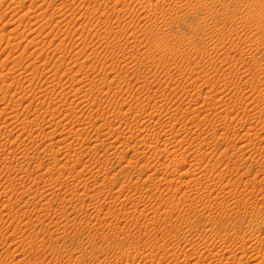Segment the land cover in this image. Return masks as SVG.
Wrapping results in <instances>:
<instances>
[{
	"label": "rangeland",
	"instance_id": "obj_1",
	"mask_svg": "<svg viewBox=\"0 0 264 264\" xmlns=\"http://www.w3.org/2000/svg\"><path fill=\"white\" fill-rule=\"evenodd\" d=\"M125 1L0 4V264H219L186 257L208 243L264 256V0Z\"/></svg>",
	"mask_w": 264,
	"mask_h": 264
},
{
	"label": "bare ground",
	"instance_id": "obj_2",
	"mask_svg": "<svg viewBox=\"0 0 264 264\" xmlns=\"http://www.w3.org/2000/svg\"><path fill=\"white\" fill-rule=\"evenodd\" d=\"M13 1H14V0H13ZM13 1L11 0V2H13ZM15 1H16V2H19L20 7H21V5L24 6V5H25L24 3L27 2V0H25V1H24V0H15ZM15 1H14V2H15ZM35 1H36V0H34V3H35ZM44 1H45V0H44ZM85 1H89V2H90V1H93V2H95V3H96V2H98V3H102L101 1H103V2L106 1V2H107V0H84V2H85ZM122 1H125V0H121V2H122ZM138 1H140V0H138ZM150 1H151V0H150ZM1 2H4V0H1V1H0V4H1ZM14 2H13V3H14ZM93 2H92V3H93ZM125 2H126V1H125ZM13 3H12V4H13ZM123 3H124V2H123ZM17 4H18V3H17ZM30 4H31V3H30ZM154 4H156V3H154ZM184 4H185V3H184ZM52 5H53V4H52ZM14 6H16V5H14ZM114 6H115V5H114ZM156 6H157V5H156ZM163 6H164V5H163ZM37 7H38V6H37ZM42 7H43V6H42ZM53 7H54V6H53ZM96 7H97V6H96ZM68 8H69V7H68ZM94 8H95V7H94ZM99 8H100V7H99ZM99 8H98V9H99ZM116 8H117V7H116ZM155 8H156V7H155ZM155 8H154V9H155ZM17 9H18V8H17ZM32 9H34V8H32ZM35 9H37V8H35ZM35 9H34V10H35ZM56 9H57V7H56ZM72 9H73V8H72ZM114 9H115V8H114ZM66 10H67V9H66ZM95 10H97V9H95ZM115 10H116V9H115ZM126 10H127V9H126ZM144 10H145V9H144ZM160 10H162V9H160ZM166 10H167V9H166ZM30 11H31V10H30ZM30 11L28 10V12H30ZM38 11H39V10H38ZM113 11H114V10H113ZM25 12H26V11H25ZM25 12H24V13H25ZM103 12H104V11H103ZM155 12H156V11H155ZM42 13H43V12H42ZM101 13H102V12H101ZM116 13H117V12H116ZM148 14H149V13H148ZM42 15H43V14H42ZM51 15H53V14H51ZM113 15H114V14H113ZM170 15H171V14H170ZM20 16H21V15H20ZM23 16H24V15H23ZM74 16H75V15H74ZM143 16H144V15H143ZM147 16H148V15H147ZM144 17H145V16H144ZM243 19H244V18H243ZM0 20H1V19H0ZM37 20H38V19H37ZM1 21H2V20H1ZM166 21H167V20H166ZM72 23H73V22H72ZM46 25H48V24H46ZM40 30H41V29H40ZM159 30H160V29H159ZM13 31H14V29H13ZM13 31H12V32H13ZM239 32H240V31H239ZM40 33H41V32H40ZM65 34H66V33H65ZM2 38H3V37H2ZM10 39H11V38H10ZM62 39H63V38H62ZM1 40H2V39H1ZM42 40H43V39H42ZM49 41H50V40H49ZM120 41H121V40H120ZM0 42H1V41H0ZM50 42H51V41H50ZM0 44H1V43H0ZM19 44H20V43H19ZM18 46H19V45H18ZM93 50H94V49H93ZM22 55H23V54H22ZM22 55H21V57H22ZM63 55H64V54H63ZM79 55H80V53H79ZM10 56H11V55H10ZM64 57H65V56H64ZM8 58H9V57H8ZM8 58H6V59L8 60ZM4 59H5V58H4ZM4 59H2V60H4ZM14 59H15V57H14ZM18 59H19V58H18ZM239 60H240V59H239ZM8 61H9V60H8ZM3 62H6V61H3ZM10 62H11V61H10ZM15 62L17 63V61H15ZM20 63H21V62H20ZM22 63H23V62H22ZM3 64H5V63H3ZM6 64H7V63H6ZM6 64H5V65H6ZM5 65H4V66H5ZM7 65H8V64H7ZM60 65H61V64H60ZM19 66H20V65H19ZM0 68H2L1 65H0ZM5 68H6V67H5ZM10 69H11V68H10ZM4 70H5V69H4ZM66 70H68V69H66ZM2 71H3V69H2ZM8 73H9V72H8ZM15 73H16V72H15ZM21 73H22V72H21ZM30 73H31V72H30ZM55 73H56V72H55ZM26 74H27V73H26ZM5 75H6V74H5ZM9 75H10V74H9ZM228 75H229V74H228ZM1 76H4V75L1 74ZM1 76H0V77H1ZM7 76H8V75H7ZM7 76H6V79H7ZM21 76H22V75H21ZM26 76H27V75H26ZM40 76H41V75H40ZM175 76H176V75H175ZM225 76H226V75H225ZM3 78H5V77H3ZM1 79H2V77H1ZM6 79H5V80H6ZM175 79H176V78H175ZM2 80H4V79H2ZM19 81H20V80H19ZM3 82H4V81H2V83H3ZM15 82H16V81H15ZM24 82H25V81H24ZM4 83H6V82H4ZM21 83H22V82H20L19 84H21ZM94 83H95V82H94ZM163 83H164V82H163ZM9 84H10V83H9ZM13 84H14V83H13ZM13 84H12V86H13ZM96 84H97V83H96ZM164 84H165V83H164ZM199 84H200V83H199ZM23 85H24V84H23ZM23 85H21V87H22ZM2 86H3V85H2ZM4 86H5V85H4ZM9 86H10V85H9ZM12 86H11V87H12ZM205 86H206V85H205ZM11 87H10V88H11ZM25 87H26V86H25ZM46 88H47V87H46ZM7 89H8V87H7ZM20 89L22 90V89H24V88H20ZM78 89H79V87H78ZM14 90H15V89H14ZM188 90H189V89H188ZM0 91H2V90H0ZM7 91H9V90H7ZM25 91H26V90H25ZM25 91L23 90L22 92H25ZM197 93H198V92H197ZM15 94L18 95V94H20V93H17V90H16V93H15ZM15 94H14V95H15ZM63 95H64V94H63ZM75 95H77L76 92H75ZM20 96H21V95H20ZM23 96H24V95H23ZM64 96H68V95H64ZM73 96H74V95H73ZM77 96H78V95H77ZM3 97H4V96H3ZM67 99H68V98H67ZM0 100H1V99H0ZM69 100H70V99H69ZM2 102H3V101H2ZM143 103H144V102H143ZM1 104H2V103H1ZM69 104H70V103H69ZM7 105H8V104H7ZM29 105H30V104H29ZM122 105H123V104H122ZM144 106H145V105H144ZM158 106H159V105H158ZM9 107H10V106H9ZM188 107H189V106H188ZM3 108H4V107H3ZM6 108H7V106H5L4 109H6ZM140 108H141V107H140ZM1 109H2V108H1ZM122 109H124V108H122ZM2 110H3V109H2ZM2 110H1V111H2ZM159 110H160V109H159ZM170 110H172V109H170ZM1 111H0V113H1ZM4 111L6 112V110H4ZM7 111H8V110H7ZM131 111H132V110H131ZM136 111H137V110H136ZM141 111H142V110H141ZM141 111L138 110V111H137V114L134 113L135 115H133V116H131V117H127V118H125V119H127V120H129V121H134V119H136V120L139 122V121H141V120H143V119L145 118V117H142V114H141L140 116L138 115V114H140ZM173 111H174V110H173ZM176 111H177V110H176ZM5 112H4V113H5ZM123 112H124V111H123ZM143 112H144V111H143ZM2 113H3V112H2ZM7 113H8V112H7ZM126 113H128V111H127ZM151 113H152V112H151ZM173 113H174V112H173ZM186 113H187V112H186ZM8 114H9V113H8ZM132 114H133V113H132ZM174 114H175V113H174ZM9 115H10V114H9ZM120 115H121V114H120ZM122 115H123V114H122ZM126 115H127V114H126ZM128 115H129V114H128ZM145 115H146V114H145ZM151 115H152V114H151ZM10 116H11V115H10ZM147 116H148V118H149V117H153V115L150 116V114H148ZM6 117H7V116H6ZM9 119H10V117H9ZM13 119H14V118H13ZM125 119H123L121 122H120V121H117V122H120L119 125H122V124H123V125H126V124L128 125V122H126ZM130 119H131V120H130ZM149 119H150V118H149ZM5 120H6V118H5ZM15 120H16V119H15ZM46 120H47V119H46ZM60 120H61V119H60ZM96 120H97V119H96ZM102 120H103V119H102ZM109 120H111V119H109ZM147 120H148V119H147ZM7 121H8V120H6V122H4V123H7ZM12 121H13V120H11V122H12ZM16 121H17V120H16ZM18 121H19V120H18ZM18 121H17V122H18ZM47 121H48V120H47ZM57 121H58V119H57ZM61 121H62V120H61ZM164 121H165V120H164ZM13 122H14V121H13ZM17 122H16V123H17ZM117 122H116V123H117ZM143 122H145V121H143ZM143 122L141 121L142 124H143ZM1 123L3 124V122H1ZM103 123H104V122H103ZM116 123L114 124V123H112V122H110V121H105L104 125H105L106 128H108V130H109V129L113 128L114 125H116ZM130 123H131V122H130ZM8 124H9V123H8ZM8 124H6V127H7ZM13 124H14V123H13ZM13 124H12V125H13ZM51 124H52V123H51ZM142 124H140V125L142 126ZM10 125H11V124H10ZM10 125H9V126H10ZM17 125H19V122H18ZM20 125L22 126V123H20ZM20 125H19V126H20ZM65 125H66V124H65ZM67 125H68V123H67ZM104 125H103L102 127H104ZM1 126H2L3 129L5 128L4 125H1ZM151 126H152V125H151ZM13 127H15V125H14ZM13 127L11 128V126H10L11 129H13ZM16 127H17V126H16ZM16 127H15V128H16ZM23 127H24V126H23ZM23 127H22V128H23ZM117 127H118V126H117ZM144 127H145V126H144ZM162 127H163V126H162ZM2 128H0V129H2ZM8 128H9V127H8ZM10 128H9V130H11ZM22 128L19 129V127H18L19 130H25V128H24V129H22ZM115 128H116V126H115ZM115 128H114V129H115ZM16 129H17V128H16ZM18 129H17V130H18ZM39 129H40V128H38V130H39ZM41 129H44V128H41ZM83 129H84V128H83ZM85 129H86V128H85ZM118 129H121V128L118 127ZM122 129H123V128H122ZM127 129H128V128H127ZM144 129H145V128L142 127V128H140L138 131H139L140 133H142V132H145V130H147V129H145V130H144ZM149 129H150V128H149ZM249 129H250V127H249ZM111 130H112V129H111ZM129 130H130V128H129ZM143 130H144V131H143ZM161 130H162V128H161ZM0 131H2V130H0ZM42 131H43V130H42ZM62 131H63V130H62ZM109 131H110V130H109ZM165 131H166V130H165ZM23 132H24V131H23ZM23 132H21V133H23ZM38 132H41V130L38 131ZM79 132H80V131H79ZM134 132H135V131H134ZM139 132H138V133H139ZM15 133H16V132H15ZM29 133L31 134V132H29ZM34 133H35V132H34ZM34 133H33V134H34ZM36 133H37V132H36ZM59 133H60V132H59ZM247 133H248V132H247ZM26 134H27V133H26ZM30 134H28V135L31 136ZM44 134H46L45 131H44L43 135H44ZM78 134H80V133H78ZM78 134H77V135H78ZM147 134H149V133H147ZM17 135H18V134H17ZM38 135H39V133H38ZM82 135H83V134H82ZM144 135H145V134H143L142 137H144ZM150 135H151V134H150ZM150 135H148V137H149ZM244 135H245V134H244ZM41 136H42V135H41ZM54 136H55V135H54ZM159 136H161V135H159ZM169 136H170V135H169ZM241 136H242V135H241ZM246 136H248V135H246ZM246 136H245V137H246ZM32 137H33V136H32ZM49 137H50V136H49ZM49 137H46V138H49ZM245 137H244V138H245ZM249 137H250V136H249ZM51 138H52V137H51ZM77 138H78V137H77ZM250 138H251V137H250ZM57 139H58V137H57ZM65 139H66V138H65ZM119 139H120L119 136H118L115 140H112V141H108V139H106V141H108V142H107V144H108V148H109V147H110V148L112 147L113 150L115 149V152H116V153H117V151H118V149H119V145H118V142H119L118 140H119ZM141 139H142V138H141ZM252 139H253V138H252ZM252 139H251V140H252ZM16 140H17V139H16ZM50 140L52 141V143H54V142H53V139H50ZM61 140H62V139H61ZM96 140H97V139H96ZM96 140H95V141H96ZM24 141H25V140H24ZM48 141H49V140H48ZM147 141H148V140H147ZM159 141H160V140H159ZM165 141L169 142V141H171V138H168V137H167V139H165L164 142H165ZM57 142H58V144H59L60 139H59V141L57 140ZM61 142H62V141H61ZM155 142H156V140H155ZM157 142H158V139H157ZM157 142H156V143H157ZM161 142H162V140H161ZM39 143H40V142H39ZM146 143L148 144V142H146ZM170 143H171V142H170ZM185 143H186V142H185ZM189 143H190V142H189ZM250 143H251V142H250V139H249V142H247L245 148L249 147V146H250ZM43 144H44V142L41 141L40 146H39V145H38V146L41 147V145H43ZM47 144H48V143H47ZM98 144H99V143H98ZM158 144H159V143H158ZM183 144H184V143H183ZM22 145H23V144H22ZM160 145H161V144H160ZM257 145H258V144H257ZM54 146H55V145H54ZM95 146H96V145H95ZM101 146H104V145H101ZM136 146H137V144H136V145H133V146H129V147H131V148L123 149V152H125V151L128 152V151H131V150H133V151L135 150V151H136V150H138V149H136V148H137ZM149 146L151 147V145H149ZM32 147H33V146H32ZM46 147H47V146H46ZM59 147H60V146H59ZM125 147H126V146H125ZM157 147H158V145H157ZM185 147H186V146H185ZM36 148H37V147H36ZM41 148H42V147H41ZM44 148H45V147H44ZM47 148H48V147H47ZM191 148H192V147H191ZM254 148H255V147H254ZM38 149H40V148H37V149L34 148L33 152H36L35 154H37V153H38ZM154 149H155V148H154ZM188 149H189V148H188ZM105 150H106V149H105ZM119 150H122V149H119ZM124 150H125V151H124ZM250 150H251V149H248V151H250ZM14 151H16V150H14ZM138 151H139V150H138ZM138 151H137V152H138ZM145 151H146V150H145ZM149 151H150V150H149ZM152 151H153V150H152ZM155 151H157V153H159L160 150L158 151V149H156V150H154L153 152H155ZM165 151H166V150H165ZM235 151H236V150H235ZM254 151H255V150H254ZM20 152H21V150H20ZM24 152H25V151H24ZM29 152H30V151H29ZM29 152H27V153H29ZM119 152H122V151H119ZM146 152H147V151H146ZM161 152H162V151H161ZM250 152H251V151H250ZM250 152H249V154H250ZM40 153H41V152H40ZM144 153H145V152H144ZM149 153H150V152H149ZM157 153L155 152V154H157ZM9 154L12 155V153H9ZM14 154H15V153H14ZM25 154H26V153H25ZM117 154H119V153H117ZM147 154H148V153H147ZM169 154H171V153H169ZM237 154H238V153H237ZM240 154H241V153H240ZM245 154H246V153H245ZM27 155H28V154H27ZM30 155H31V154H30ZM138 155H139V154H138ZM150 155H151V154H150ZM153 155H154V154H153ZM162 155H163V154H162ZM212 155H213V154H212ZM251 155H252V154H251ZM32 156H33V155H32ZM34 156H35V155H34ZM144 156H145V155L143 154L141 157H144ZM147 156H148V155H147ZM163 156H164V155H163ZM163 156H162V157H163ZM8 157H9V156L7 155L5 158H7V160H9ZM23 157H24V156H23ZM30 157H31V156H30ZM154 157H155V156H154ZM160 157H161V156H160ZM230 157H231V156H230ZM5 158H4V159H5ZM16 158H17V157H16ZM65 158H67V157H65ZM155 158H156V157H155ZM169 158H170V157H169ZM178 158H179V157H178ZM181 158H182V157H181ZM23 159H24V158H23ZM25 159H26V158H25ZM147 159H148V158H147ZM152 159H153V158H152ZM179 159H180V158H179ZM179 159H178V160H179ZM19 160H20V159H19ZM64 160H67V159H64ZM180 160H181V159H180ZM21 161H23V160H20V162L17 161V162H18L17 167L20 166V167H18L19 170H22V169L25 167V164H26L25 162H24V163H25V164H24V163L21 162ZM25 161H26V160H25ZM27 162H28V160H27ZM68 162H69L68 160L65 161V162L63 163V165H64V166L69 165ZM147 162H148V161H147ZM147 162H146V163H147ZM159 163H160V162H159ZM50 164H52L51 161H50ZM59 164H60V163H59ZM143 164H144L143 166H145V163H143ZM41 165H43V164H39V167H40ZM60 165H61V164H60ZM63 165H62V167H63ZM43 166H46V165H43ZM43 166H41L40 168H42ZM51 166H52V165H51ZM71 166H72V165H71ZM54 167H55V166H54ZM74 167H75V166H74V164H73V167H70V168H74ZM125 167H126V166H125ZM152 167H153V166H152ZM40 168H39V169H40ZM43 168H44V167H43ZM46 168H47V167H46ZM51 168H52V167H51ZM51 168H49V169H51ZM123 168H124V167H123ZM143 168H144V167H143ZM47 169H48V168H47ZM65 169H66V167H65ZM124 169H126V168H124ZM127 169H128V168H127ZM17 170H18V169H17ZM120 170H121V169H119V171H120ZM143 170H144V169H143ZM149 170H150V169H149ZM194 170H195V169H194ZM194 170H193V171H194ZM23 171H25V169H23ZM37 171H38V169H37ZM47 171H48V170H47ZM47 171L44 170V172H42V173L40 174L39 177H40L41 179H44L43 177H46V176H47V178H48V177H49V176H48V173H49V172H47ZM122 171H123V169H122ZM141 171H142V170H141ZM144 171H145V170H144ZM144 171H143V172H144ZM21 172H22V171H21ZM123 172H124V171H123ZM126 172H127V170H126ZM128 172H129V171H128ZM189 172H191V171H189ZM37 173H38V172H37ZM132 173H133V172H132ZM38 174H39V173H38ZM120 174H121V172H120ZM139 174H140V173H139ZM141 174H142V173H141ZM63 175H64V174H63ZM67 175H69V174H67ZM126 175H127V174H126ZM154 175H155V174H154ZM187 175H188V173H187ZM187 175H186V176H187ZM189 175H190V174H189ZM52 176H53V175H52ZM60 176H61V175H60ZM60 176H59V177L57 176V177H58L59 179H60L61 177H63V176H61V177H60ZM69 176H70V175H69ZM150 176H152V175H150ZM7 177H8V176H7ZM9 177H10V178H9L8 180L10 181V186H11V185H15V184H14V183H16V182H15V179H14V178H11V176H9ZM70 177H71V176H70ZM74 177H76V176H74ZM137 177H138V176H137ZM188 177H189V176H188ZM47 178H46V179H47ZM50 178H51V177H50ZM50 178H49V179H50ZM58 178H57L56 181H58ZM67 178H69V177H67ZM132 178H133V177H132ZM147 178H148V177H147ZM149 178H150V177H149ZM165 178H166V177H165ZM18 179H19V178H18ZM46 179H45V180H46ZM53 179H54V178H53ZM92 179H93V178H92ZM138 179H139V178H138ZM145 179H146V178H145ZM145 179H143V180H145ZM152 179H153V178H152ZM38 180H39V179H38ZM50 180H51V179H50ZM167 180H168V179H167ZM170 180H171V179H170ZM170 180H168V181L170 182ZM41 181H42V180H40V182H41ZM46 181H48V180H46ZM56 181H54V183H56V185H60V186L55 187V188H56L55 191H57V192L60 191V193H61L62 190L65 189V185L69 182V179H66V178H65V179H62V180L58 181V183H57ZM82 181H83V180H82ZM101 181H102V180H101ZM136 181H137V180H136ZM147 181H148V180H147ZM157 181H158V180H157ZM160 181H161V180H160ZM160 181H158V182H160ZM168 181H167V182H168ZM18 182H19V181H18ZM38 182H39V181H37V183L35 184V186H33V187H36V189H34V188H29V189H27V190H24L23 193L26 194L27 197H28V195H29L30 197L33 196V197L35 198V197L37 196V198H38L39 195H40L41 198H42V197H43V193H45V191L42 190V187L39 186V183H38ZM43 182H45V181H43ZM51 182H52V181H51ZM51 182H50V184H51ZM97 182H98V181H94L93 184L96 185V184H98ZM171 182H172V181H171ZM34 183H35V182H34ZM47 183H48V182H47ZM47 183H46V184H47ZM82 183H84V185H83V188H84V190H85V191H83L84 193H85L86 191H88V190L90 191V190H93L94 188H96V186L93 187V188H90V184H89V183H86V182H82ZM85 183H86V184H85ZM156 183H157V182H156ZM164 183H165V182H164ZM16 184H17V183H16ZM18 184H19V183H18ZM44 184H45V183H44ZM46 184H45V185H46ZM50 184H48V185L51 187L52 184H51V185H50ZM76 184H77V183H76ZM153 184H154V183H153ZM153 184H152V185H153ZM170 184H172V183H170ZM210 184H212V183H210ZM0 185H1V184H0ZM48 185H47V186H48ZM54 185H55V184H54ZM69 185H70V184H69ZM80 185H81V184H80ZM91 185H92V184H91ZM94 185H92V186H94ZM167 185H168V184H167ZM42 186H43V185H42ZM47 186H46V187H47ZM49 186H48V188L50 189ZM52 186H53V185H52ZM77 186H78V185H77ZM81 186H82V185H81ZM14 187H15V186H14ZM159 187H160V186H159ZM10 188H11V187H10ZM44 188H45V187H44ZM4 189H6V188H4ZM52 189H53V188H52ZM46 190H47V189H46ZM122 190H123V188H122ZM47 191H48V190H47ZM47 191H46V192H47ZM1 192H2V191H1ZM5 192H7V191H5ZM116 192H118V191H116ZM54 193H55V192H54ZM86 193H87V192H86ZM121 193H122V192H121ZM124 193H125V192H124ZM137 193H138V192H137ZM47 194H48V193H47ZM52 194H53V193H52ZM57 194H58V193H57ZM66 194H67V193H66ZM112 194H113V193H112ZM22 195H23V194H22ZM45 195H46V194H45ZM48 195H50V194H48ZM82 195H84V194H82ZM86 195H88V193H87ZM121 195H122V194H121ZM121 195H118V196H121ZM209 195H210V194H209ZM125 196H126V195H125ZM196 196H197V195H196ZM21 197H22V196H21ZM23 197H26V196H23ZM23 197H22V198H23ZM49 197H50V196H49ZM18 198H19V197H18ZM30 199H31V198H30ZM30 199H29V200H30ZM49 199H50V198H49ZM26 200H27V199H26ZM174 200H175V199H174ZM27 202H28V200H27ZM27 202H26V203H27ZM174 202H175V201H174ZM171 209H172V208H171ZM221 244H222V243H221ZM221 244H219V245H221ZM223 244H224V243H223ZM205 245H206V244H205ZM190 246H191V245H190ZM201 246H202V245H201ZM215 246H216V245H215ZM243 246H244L243 248L241 247V248L243 249L242 252H244V250H245V252H246V244L243 245ZM218 247H219V246H218ZM241 248H239V249H241ZM254 248H255V247H254ZM220 249H221V248H220ZM223 249H224V248H223ZM223 249H222V251L225 250V249H224V250H223ZM242 249H241V250H242ZM257 249H258V248H257ZM190 250H191V248H190ZM217 250H219V248H218ZM217 250H216V248H214V245H212V247H210V245H209V243H208V245L203 246L202 248H196V249H194L193 251H187V252H189V253H187L186 251H185V252L187 253V256H186V257H198L197 260H199V262H201V261L203 262L204 259L207 258V259H209V261H210L211 259H212L213 261H215V262H216V261H219V262H218L219 264H262V263H264V262H262L264 256H262L261 258H257V259L253 257V255H254V256L256 255V252H254V253L251 255L252 257H250L247 261H245L246 263L243 262V261H240L241 258H240L238 261H236V262H233L234 260H233V261H231V260L228 261V260H227L228 262H226V261H224L225 259H224V260L222 259V257L224 256V255L222 254V251H221V250L217 251ZM241 250H240V251H241ZM220 251H221V252H220ZM252 251H254V249H253ZM255 251H256V249H255ZM230 252H231L232 257H233V254H234V256H235V253H236L235 251L231 250ZM230 252H229V253H230ZM257 252H258V251H257ZM196 253H198V254L196 255ZM261 253H262V252H261ZM243 254H244V253H243ZM250 254H251V253H250ZM237 256H238V255H237ZM249 256H250V255H249ZM230 257H231V256H230ZM230 257H229V259H230ZM256 257H257V255H256ZM258 257H259V256H258ZM184 259H185V258H184ZM193 259H194V258H193ZM212 260H211V261H212ZM202 262H201V263H202ZM195 263H198V262H195ZM193 264H194V263H193ZM216 264H217V263H216Z\"/></svg>",
	"mask_w": 264,
	"mask_h": 264
}]
</instances>
